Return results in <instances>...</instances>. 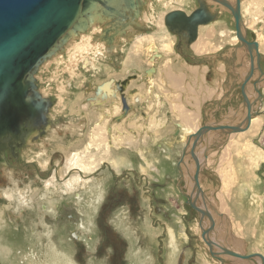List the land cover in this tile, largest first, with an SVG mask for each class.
<instances>
[{
    "label": "rangeland",
    "instance_id": "obj_1",
    "mask_svg": "<svg viewBox=\"0 0 264 264\" xmlns=\"http://www.w3.org/2000/svg\"><path fill=\"white\" fill-rule=\"evenodd\" d=\"M167 1L171 3L167 4ZM179 1L175 2L177 6L170 0H147L141 3L138 15L142 28L136 30V33L126 31L123 36L125 47L121 35L113 32V42L108 44L106 40H100L99 34L93 29L89 32L86 29L85 33L90 39L96 37L97 41L113 47L109 54L106 53L110 58L95 63L91 70L85 71L81 61L83 57H90L94 50L80 41V34L76 39H70L62 51H58V56L47 59L36 70V90L49 101L47 118L53 127L44 128L42 136L26 143L27 146L20 150L19 164H0V196L7 189L24 191V187L30 186L32 192L28 195L33 196L34 201L39 200L40 206L45 205L49 209L50 206L55 207L56 216L46 213V221L42 219L46 227L45 224H39L40 219L38 221V216H35L38 205H31V208L23 206L15 213L12 210L13 204L0 198V213H3L0 214V220L4 215L3 220L6 219L7 225L0 228L1 264H22L28 249L36 250V246H29L32 238L27 239V235L30 230L39 234L41 243L38 246L44 249L47 244H53L59 250L64 247L68 251L73 249V258L77 264H139L142 260L150 264H171V259L174 260L172 264H222L211 257L207 246L203 244L199 215L187 205L188 199L183 196H189L192 191L194 164L186 155L184 164H180L183 176H179L175 164L180 161L185 140L181 141L179 128H174V123L181 122V114L191 116L193 113L197 119L189 126L193 131L203 125L240 123L245 116L240 88L242 83L233 84V92L228 94L233 97L227 98L228 102L220 107L222 109L217 112L216 119L211 110L219 104L212 101L215 92H211L209 85H215L221 75L219 70L222 68L218 65L222 62L226 65L225 76L232 73L238 75L237 71L240 75L246 74L249 61L246 49L240 47L238 41L236 43L232 40L230 31L233 20H230L228 10L220 12V19L211 28H200L197 40L190 45L186 44L183 36H171L164 28L163 16L173 8L188 11L187 6L183 7L192 0ZM240 1L243 34L246 37H249V33H254V37L256 34L264 57V0ZM206 7L213 8V11L219 8L209 2ZM159 16L163 19L160 20ZM99 26L104 27L102 24ZM221 32L224 34L220 35ZM141 33H151V37H145L133 45L135 36ZM151 42L154 51L147 50ZM119 43L120 50L114 53V47L118 49ZM151 56L155 59L154 63L149 62ZM178 57L198 68L196 76L194 72L191 75L195 82H188L185 67L180 65ZM152 65L155 73L150 80L145 76V70ZM71 69L73 73L70 76ZM204 69L206 71L203 73L201 70ZM167 74L173 75L175 79L168 78V81ZM130 76L136 77L130 82L131 88L138 90L143 100L148 101L149 112L143 116L142 110L138 109L132 114L135 121L124 120L117 124L91 100L99 85L112 81L119 83ZM239 77L243 82V78ZM257 78L255 72L248 81L246 95L252 103L253 111L259 110L262 104V112L254 115L258 123L248 131L231 136L208 132L197 146L196 155L201 166L199 184L215 222L210 238L241 254H261L264 257V80L259 81ZM200 82L206 86V92L203 87L200 91L197 88ZM255 84L263 94L260 104L254 90ZM149 87L158 97L155 106L152 105ZM150 111L154 116L149 114ZM167 112L170 113L168 126L160 129L161 126H157L155 120L161 115L165 117ZM103 129H106L104 133ZM149 132L155 134L151 135L152 139H156L154 142L146 139ZM162 141L165 144H161ZM89 143L99 144L100 147L106 143L107 148L104 150L107 155L103 157L104 152H100L103 148L94 145L87 147ZM158 143L164 145V150ZM77 153L84 155L87 160L89 153H97V156L91 161L90 171L79 174L85 177L88 184L73 187L71 192L66 193L63 183L71 181L77 171L68 172L65 160L69 155ZM166 154L170 158L167 161L163 159ZM53 175L56 176L54 186L47 191L44 181ZM13 181H16L15 185ZM101 187L104 194L99 205L95 206L96 213L95 209L92 210L95 215L90 233L82 236L87 242L74 238L73 233L78 234L81 220L85 221L83 208L89 211L88 203H91L93 197L100 196L98 192ZM198 201L197 205L202 207L199 198ZM29 219L34 220L33 225ZM208 225L204 218L202 226L205 228ZM170 228L177 242V245L174 244V258L169 255ZM47 229L50 230L48 235L44 234ZM22 247L24 254L20 256L17 251ZM222 258L224 264L260 262L258 259L252 262L228 256Z\"/></svg>",
    "mask_w": 264,
    "mask_h": 264
},
{
    "label": "water",
    "instance_id": "obj_2",
    "mask_svg": "<svg viewBox=\"0 0 264 264\" xmlns=\"http://www.w3.org/2000/svg\"><path fill=\"white\" fill-rule=\"evenodd\" d=\"M228 8L235 22V30L240 47H244L250 56V73L254 58L258 63L259 54L255 41L247 42L241 28L239 17V0H235V8L224 0H212ZM140 0H0V135L5 136L8 128L21 122L31 128H44L51 124L47 118L49 101L40 96L36 90L34 78L36 70L47 59L54 56L71 39L88 29L95 18L103 19L106 41L112 44L113 35H109L124 28L123 24L133 21L138 16ZM207 7L200 4V8L186 15L183 11L175 10L164 17L168 30L185 38L190 45L195 40L198 26L206 25L214 20V14L206 11ZM121 22V23H120ZM138 27V25H137ZM254 39V34H251ZM133 76L117 83V90L121 94ZM246 77L240 85L245 106V116L236 124L203 125L194 135L187 136L177 169L182 178L180 164H184L187 155L194 164L193 188L187 199V205L199 215L201 239L207 245L211 257L224 264L222 256H228L242 261L260 260L264 264L261 254H238L229 248L219 247L209 237L213 232L215 222L212 215L206 211L204 192L200 189V161L196 155V148L203 141L208 132H220L227 136L248 129L250 119L258 110L253 111L246 95L248 84ZM254 90L258 95L259 104L261 94L256 84ZM122 115L115 118L120 121L128 112V106L123 94L120 96ZM253 111V112H252ZM258 114V113H257ZM29 127V126H28ZM204 158L206 154L204 153ZM198 198L202 202V209L197 205ZM215 211V210H214ZM206 218L208 226L203 227ZM214 249L216 251H214Z\"/></svg>",
    "mask_w": 264,
    "mask_h": 264
},
{
    "label": "bare ground",
    "instance_id": "obj_3",
    "mask_svg": "<svg viewBox=\"0 0 264 264\" xmlns=\"http://www.w3.org/2000/svg\"><path fill=\"white\" fill-rule=\"evenodd\" d=\"M147 0H140V2L141 3H145ZM157 1H159V0H157ZM170 1H172V2H174V4H176V6H177V3H175L176 2V0H170ZM184 0H181V1H179L180 3H182ZM228 1H230L231 2V0H228ZM240 1V0H239ZM140 3V4H141ZM168 3H171V2H168L167 1V4ZM215 3V2H214ZM188 7V11H186L187 9H181V11H185L186 12V15H189L188 14V12L189 11H191L192 9H194L195 8V3H194V0H192V1H188V2H186L185 3V6L183 7V8H185V7ZM212 6H214L215 7V5L212 3ZM240 6H241V1H240ZM240 6H239V17L241 18V19H243L242 17H243V14H242V10H241V12H240ZM172 8V7H171ZM242 8V7H241ZM176 9H178V8H173L172 10L170 9V11H168L167 13H169V12H171V11H175ZM213 9V8H212ZM211 9V10H212ZM225 10H227L226 8H221V12H223V11H225ZM140 13V11L138 12V14ZM166 13V14H167ZM165 14V15H166ZM142 15V14H141ZM165 15L163 16V17H165ZM163 17L161 18V16H159V19L160 20H162L163 19ZM156 18H158V17H156ZM139 15L136 17V19L135 20H133V21H129L128 23H126V24H123V27L124 28H121V29H118L117 31H115L114 33L115 34H118V35H121L122 36V41H123V46L125 47V45H126V43H125V39L123 38V36H124V34L126 33V31L127 30H129V31H131V33H136V32H138V31H136V30H138V29H141L142 28V26L140 25V22H139ZM152 19V18H151ZM156 20V19H155ZM145 21V20H144ZM104 20L103 19H100V18H95L94 20H93V22H90V25H89V27H88V31L87 32H89L91 29H93L94 30V32L95 33H97V34H99V36H100V40H101V38H102V40H106V36H105V31H104V28L106 27L105 25H104ZM163 22H164V19H163ZM121 23V22H120ZM99 24H102V25H104V27H101V26H99ZM215 24H217V20H215V21H212V22H209L208 23V25L206 24V25H202L200 28H211V26H213V25H215ZM137 25H138V27H137ZM154 25H155V22H154ZM164 25H165V23H164ZM90 27H92V28H90ZM164 28H166L165 30H167V32L171 35H173V36H176L175 34H173V33H171L169 30H168V28L165 26ZM199 28V29H200ZM199 29L197 30V32H196V35H195V37L197 38V35H198V32H199ZM232 29H234V28H232ZM232 29H231V31H230V33L232 34V39L234 40V42H237L238 41V39H237V35H236V30H234V31H232ZM87 33H85V31L84 32H82V33H80V41L82 42V43H84L87 47L90 45V49L91 50H94L93 51V53H92V55L89 57H83V59H82V61H81V64H82V66H83V68L85 69V71L86 70H91L92 68H94L95 67V65L97 64V63H99V61H107L110 57H108V55L107 54H109V51H111L112 49H113V47L112 46H107V45H104L103 43H102V41H97V38L95 37V38H92V39H90V37H88L87 35H86ZM222 34H224V32H221V34L220 35H222ZM79 35V34H78ZM78 35H72V37H71V40L72 39H76L77 37H78ZM150 35V36H149ZM171 35V36H172ZM97 36V35H96ZM145 37H147V38H149V37H151V33H149V34H145V35H143L142 33L140 34V35H138V36H135V39H134V43H133V45L134 44H136V43H140V41L141 40H143ZM134 38V37H133ZM195 38V40L193 41V42H195L197 39ZM132 39V38H131ZM94 40V41H93ZM107 42V41H106ZM121 42V41H120ZM131 42V41H130ZM248 42V41H247ZM259 44V43H258ZM258 44H257V51H258ZM119 45V48L117 49V47H114V53L115 52H117V51H119L120 50V43L118 44ZM154 46V44L151 42L150 44H149V46L147 47V50H149V51H154L153 50V46ZM174 45V44H173ZM105 46V47H104ZM106 47H108V48H106ZM124 47H123V49H124ZM165 48H167V46H165ZM221 48V47H220ZM64 50V49H63ZM80 50V49H79ZM217 50V49H216ZM84 51V50H83ZM82 51V52H83ZM136 51V50H135ZM84 53V52H83ZM107 53V54H106ZM58 56V53H56L53 57H55V56ZM88 55V54H87ZM85 56V55H84ZM78 59V58H77ZM210 60V59H209ZM154 61H155V59H154V57L153 56H151V59H149V62H152V63H154ZM45 62H43V64H44ZM72 63H74V62H72ZM96 63V64H95ZM42 64V65H43ZM76 64V63H75ZM75 64H73V65H75ZM41 65V66H42ZM41 66H39V67H41ZM71 66V65H70ZM74 68V67H73ZM146 72H145V76L147 77V78H149L150 80H152V77H153V75H154V73H155V68H154V65H152V67H150V68H147V70H145ZM69 73V72H68ZM71 73H73L72 72V69L70 70V76H71ZM134 79H136V77L134 78ZM133 80V79H132ZM149 81V80H148ZM117 82V81H116ZM131 82V81H130ZM127 87V86H126ZM147 87V86H146ZM125 90H126V88H125ZM124 90V91H125ZM148 90H149V93H150V98L153 100V102L154 103H156V101H157V99H158V97H157V95H155V91H153L152 90V87H149L148 88ZM124 91L119 95L118 93H117V91H116V89H115V87H114V82L112 81V82H110V83H108V84H105L103 87H101V88H99L98 90H96V92H95V97L91 100L92 101V103L93 104H95L97 107H99L101 110H103L106 114H108V117L110 116V117H112V116H116V115H114L115 114V112H118L119 110H120V108H122V104L120 103V96L124 93ZM126 94V103H127V106H128V112L129 111H131L132 110V106L130 105V104H132V105H136V103H142L143 102V96H142V94L138 91V90H136V89H134V88H131V84H130V87H128V89H127V92L125 93ZM94 95V94H93ZM149 95V94H148ZM66 97V96H65ZM63 100V99H62ZM110 104L109 105V107H105L104 105L105 104ZM129 103V104H128ZM160 104H161V102H160ZM158 106V105H157ZM160 106V105H159ZM142 108V107H141ZM134 110V109H133ZM142 110H143V108H142ZM127 112V113H128ZM126 113V114H127ZM133 113V112H132ZM135 113V112H134ZM142 113V112H141ZM125 114V115H126ZM129 114V113H128ZM149 114H151V112L149 113ZM159 114V113H158ZM124 115V116H125ZM123 116V117H124ZM135 116V115H134ZM147 116V115H146ZM165 117H167V116H165ZM165 117L164 116H160V117H158L157 119H156V122H157V124L158 125H160V126H162L165 122ZM126 121H131V120H134L135 118H133V115L132 114H129L126 118ZM144 119H146V117L144 118ZM167 119V118H166ZM149 120V119H148ZM251 120V119H250ZM125 121V122H126ZM146 121V120H145ZM144 121V122H145ZM220 121V120H219ZM116 122H118V121H116ZM143 122V123H144ZM216 122V121H215ZM256 123H258V121H257V118L256 117H254V118H252V120L250 121V123H249V125H248V129H246L245 131H248L250 128H251V126L252 125H254V124H256ZM120 124V123H119ZM53 125V123L50 125H48L49 127H53L52 126ZM176 127H178L179 128V130L178 131H180V136H181V140L182 141H184L185 140V143H186V138H187V136H191V135H194L196 132H198L199 130H200V128H201V126L196 130V131H192L191 129H189V128H185V127H183L182 125H180V124H176L175 125ZM46 128V127H45ZM50 130V129H49ZM54 130V129H53ZM55 131H57V130H55ZM106 131V129H103V133ZM177 131V132H178ZM245 131H240V132H236V133H233V134H239V133H243V132H245ZM133 132V131H132ZM35 134H37V132H33L32 133V135H35ZM232 135V134H231ZM230 135V136H231ZM28 139H31V137L30 138H28ZM27 139V140H28ZM26 140V141H27ZM28 143H30V142H28ZM91 145H94L96 148H103L102 150H100V152H104L103 153V157L104 156H106L107 155V151L106 150H104V148H107V144L105 143L104 145H103V147H100V145L99 144H92V143H89V145L87 146V147H89V146H91ZM185 147V146H184ZM184 149V148H183ZM183 151V150H182ZM187 151H188V149H187ZM187 151H186V155H187ZM90 155L87 157L88 158V160L86 159V157L84 156V155H81V154H72L71 156L69 155L67 158H66V162H65V166H66V169H67V171L69 172L70 170H76L77 172H76V176L74 175V177H72L73 179L71 180V181H66V183H63V184H65V187H66V193L67 192H71L72 190H73V187H75V188H77L78 186H80V187H83V186H86L88 183H87V180L85 179V177H83V176H81V175H79L80 173H87V172H89L90 170V166L92 165V160H93V158L94 157H96L97 156V153L96 154H91V153H89ZM166 157H167V159H170L168 156H167V154H166ZM108 160H110L109 158H107ZM166 159V160H167ZM199 159V158H198ZM112 160V159H111ZM204 160H205V158H204ZM199 161H200V159H199ZM45 163V162H44ZM205 166V165H204ZM56 178V176H54L53 175V177H51L50 179H48V180H46V181H44L45 182V189L47 190V191H49V187L50 188H53L52 186H54L53 184H54V179ZM16 182V181H15ZM14 181H13V185H15L16 183H15ZM199 183V182H198ZM98 185H99V183H98ZM105 186V185H104ZM12 187V186H11ZM16 187V186H15ZM15 189V188H14ZM88 189V188H87ZM86 189V190H87ZM98 189V188H97ZM201 189V188H200ZM9 190V191H8ZM13 190V189H12ZM2 191H3V189H2ZM32 192V188L30 187V186H27L26 188L24 187V191L22 190H20V189H16V190H13V191H11V189H7V191H3L2 193H1V196H0V198H2L3 200H5V201H8V202H10V203H12L13 204V206H12V210L13 211H15V213L18 211H20V209L23 207V205H22V203H21V200H26L27 202H28V207L27 208H31L30 206L31 205H34V207H35V205H38L39 207H38V210L37 211H35L36 213H35V216H38V221H39V219H40V221H39V224H41V225H44L45 224V226L47 225L46 224V222H44L42 219H44L45 221H46V219L45 218H47V215H46V213H49V215L50 214H52V216H53V214L56 216V214H55V207L53 208V207H51L50 206V209H49V207H47V206H45V205H42V206H40L39 204H38V201H34V199L32 198V197H30V195H28V193H31ZM98 193H100V196L99 197H93V199H92V201H91V203H88V209H89V211L87 210V208L86 207H84L83 208V212H82V214L84 215L85 214V221L83 222V220H81V222H80V224H79V227H78V229H77V231H78V234L75 232V233H73L74 234V238H77V239H81V240H84V241H86L87 242V240L86 239H83V234L85 233V234H87V233H90V229H91V225H93V222H92V219H93V214L95 215V213H96V211H97V207H95V206H97V205H99V203H100V198L103 196V194H104V191H103V188L101 187V189L99 190V192ZM29 196V197H28ZM184 196V195H183ZM44 197V196H43ZM42 197V198H43ZM185 197V196H184ZM78 198H81L80 197V195H78ZM200 199V198H199ZM81 201V200H80ZM205 201H206V198H205ZM77 202H79L78 201V199H77ZM199 202V201H198ZM197 202V203H198ZM75 203V202H74ZM82 203V202H81ZM98 203V204H97ZM77 204V203H76ZM75 205V204H74ZM84 205H86V204H84ZM90 205H91V208H90ZM82 207V206H81ZM202 208V207H201ZM11 209V208H10ZM26 209V208H25ZM34 209V208H33ZM93 209H95V213H93L92 214V210ZM202 209H204V208H202ZM205 209H206V211H208V206H206L205 207ZM29 210V209H28ZM80 210V209H79ZM214 210V209H213ZM209 212V211H208ZM210 213V212H209ZM0 214H3L2 212L0 213ZM3 218H4V215H2V218H1V220H0V228H4L5 227V225H6V219H4L3 220ZM33 219V218H32ZM32 219H29V222H30V224H32L33 225V221L34 220H32ZM2 222V223H1ZM38 224V225H39ZM7 226V225H6ZM30 226V225H29ZM40 227V226H39ZM47 227V226H46ZM29 228H31V229H34L33 227H29ZM42 228V227H41ZM54 228V227H53ZM57 228V227H56ZM119 228H121L120 226H119ZM171 229V228H170ZM46 231V233H44V234H46V235H48V233H49V229H47V230H45ZM171 232H170V234H169V245H170V250H169V255L171 256V258H174L173 257V255H175L176 253H175V246L177 245V242H176V238H175V234L173 233V230L171 229L170 230ZM127 232V231H126ZM29 235H27V239H29L30 237L32 238V240L30 241V245H29V243H28V245L30 246V248H34L35 246H36V250H34V249H28V252L27 253H25V255L23 256V258L25 259V262L24 263H22V264H66V262H67V260H69V259H71L72 261H74V256H73V249H71V251L69 250H67V248H60L61 250H59L56 246H54L53 244H47V248H45L44 249V247L42 248V247H40V246H38V244H40L41 243V240H40V236H39V234H37L36 232H35V234H34V231H32V230H30L29 231V233H28ZM51 234V233H50ZM84 234V235H85ZM90 235V234H89ZM184 236V235H183ZM210 237V236H209ZM183 239V238H182ZM43 240V239H42ZM59 241V240H58ZM62 241V240H61ZM27 242V241H26ZM40 242V243H39ZM50 242V241H49ZM136 242V241H135ZM215 243V242H214ZM174 244H176L175 246H174ZM205 244V243H204ZM206 245V244H205ZM217 245V244H216ZM72 246H73V244H72ZM207 246V245H206ZM218 246V245H217ZM26 247V246H25ZM219 247H224V246H219ZM71 247H69V249H70ZM73 248V247H72ZM208 248V247H207ZM226 248V247H225ZM19 249H21V250H18L17 251V253H18V255H20V256H22L23 254H24V252H23V254H22V249H23V247L22 248H19ZM27 249V248H26ZM209 251V250H208ZM215 251V250H214ZM174 252V253H173ZM235 252V251H234ZM235 253H238L237 251L235 252ZM11 254V256H12V254L13 253H10ZM141 254V253H140ZM238 254H241V253H238ZM14 255V254H13ZM1 256H2V254H1ZM4 257V256H3ZM8 258H10V257H8ZM13 258H14V260L16 261V257L15 256H13ZM213 258V257H212ZM5 259H6V257H5ZM215 259V258H214ZM2 261V260H1ZM15 261L13 262V263H15ZM172 261H174L173 259H171V264H172ZM143 262H144V264H150V262L149 261H144V260H142V261H140V262H138L139 264H143ZM258 262V261H257ZM168 263H169V260H168ZM1 264V263H0ZM16 264V263H15ZM74 264H77V262H75L74 261ZM95 264H101V262H97V263H95ZM260 264V263H259Z\"/></svg>",
    "mask_w": 264,
    "mask_h": 264
},
{
    "label": "flooded vegetation",
    "instance_id": "obj_4",
    "mask_svg": "<svg viewBox=\"0 0 264 264\" xmlns=\"http://www.w3.org/2000/svg\"><path fill=\"white\" fill-rule=\"evenodd\" d=\"M227 4H229L231 7H233V8H235V0H233V2H234V4H232L230 1H228V0H224ZM207 2H209L210 3V5H211V3H213L214 5H216V6H218L219 8H217L216 7V9L213 11V10H211V8L209 9V8H207V9H205L206 11H208V12H210V13H212V14H214V20L213 21H215V20H217L218 19V15L220 14V10H221V7H223V8H226V7H224V6H222L221 4H219V3H217V2H215L214 3V1H212V0H194V3H195V8L194 9H192L191 11H189V13L188 14H191L193 11H195V10H197V9H199L200 8V4L202 3V4H204V6L206 7V5H207ZM239 3H240V1H239ZM227 10H228V12L230 13H228L229 14V16H230V20H233V22H232V24H233V28L235 29V22H234V19H233V17H232V14H231V12H230V10L228 9V8H226ZM181 11V10H180ZM226 11V10H225ZM185 14H186V12L185 11H183ZM240 12H241V7H240ZM220 19V18H219ZM218 19V20H219ZM241 21V23H242V19L240 20ZM212 22V21H211ZM201 26H198V28H197V30L200 28ZM243 33V32H242ZM111 34H113V33H110L109 35H111ZM251 34H254V33H249V37H246V34L244 35V38L246 39V41H248V42H252V41H255L257 44H258V42H257V38H256V34H255V38L254 39H252L251 38ZM233 40V39H232ZM237 43V42H236ZM232 46H234V44L232 45ZM185 48V47H184ZM247 53V52H246ZM258 54H259V59H258V63H256V59L254 58V64H253V68H252V70H251V73H250V64H249V68H248V70L245 72L246 74H244V75H233V74H226V76L228 77V78H230V79H236L237 78V76H241V78H243V80L246 78V77H248V79H249V81L251 80V78H252V76H253V74L255 73V72H257V76H258V78H257V80H259V81H262V80H264V57L262 56V52H260V45L258 44ZM246 57H247V59H248V61L250 60V56H249V54L247 53L246 54ZM210 60H211V57H210ZM131 77V76H130ZM134 78H135V76H133ZM126 79V78H125ZM124 80V79H123ZM122 80V81H123ZM133 80H135V79H133ZM121 81V82H122ZM131 81V80H130ZM130 81L128 82V85H127V87L129 86V84H130ZM110 83V82H109ZM120 83V82H119ZM241 83H242V81H241ZM106 84H108V83H106ZM116 84H117V82H115L114 83V87H115V89H116V91H118L117 90V86H116ZM105 84H101V85H99L98 87H97V89L95 88V90H98L99 88H101V87H103ZM126 87V88H127ZM258 91H259V93L261 94V100H262V96H263V94H262V92L260 91V88L258 89ZM233 92V91H232ZM231 92V93H232ZM118 93V92H117ZM119 95H120V93H118ZM123 97L126 99V96H124V93H123ZM120 103H121V101H120ZM129 104V103H128ZM145 104V105H144ZM243 104V103H242ZM133 108H132V110L131 111H129L128 113L129 114H133L134 112H136V110H142V108H143V110H142V113L141 114H143V116H146V110H145V108H146V100H143V102L142 103H136V105H132V104H130ZM122 106V105H121ZM142 107V108H141ZM134 109V110H133ZM262 109H263V107H262V104H261V106H260V108H259V110H258V112L260 113V112H262ZM120 110H121V108H120ZM133 112V113H132ZM119 113V112H118ZM126 114L123 118H121V120L120 121H118L119 123L120 122H122V121H124V120H126L125 118L129 115V114ZM145 113V114H144ZM135 114V113H134ZM114 115H116V116H112V117H109V119H113L114 120V122H116V120H115V118H117L118 116H120V115H122V111L119 113V114H114ZM256 116V115H255ZM254 116V117H255ZM254 117H252V118H254ZM252 118H251V120H252ZM257 118V117H256ZM250 120V121H251ZM117 123V122H116ZM17 125H15V126H11V127H9L8 128V130H7V132H5V136L3 137L2 135H0V164H6V165H11L12 163H17V164H19V162H20V160H19V155H20V150L21 149H23L25 146H27V142H32L34 139H36L38 136H42V133H43V130H42V128L40 127V128H31L30 127V125H27V124H24V123H21V122H17L16 123ZM118 124V123H117ZM29 126V127H28ZM46 128H50V127H46ZM52 128V127H51ZM50 128V129H51ZM33 132H37V134H35V135H32V133ZM149 133H151V132H149ZM149 133H147L146 134V136H147V138L149 137ZM31 137V139H28V138H30ZM146 138V139H147ZM28 139V140H27ZM27 140V141H26ZM161 144H165V141H162L161 142ZM161 144H157V145H160V147H162V149L164 150V145H161ZM58 146H61V144H57ZM156 145V144H155ZM144 151V150H143ZM162 153H164V152H162ZM165 155V154H164ZM163 159L165 160V161H167L166 159H167V157L166 156H163ZM65 162H66V160H65ZM11 163V164H10ZM175 166L177 167V164H175ZM177 169V168H176ZM177 172H178V169H177ZM179 173V172H178ZM179 176H180V174H179ZM179 179V178H178ZM178 181V180H177ZM200 235H201V231H200ZM212 241H214V240H212ZM218 246H221V244H219V243H217L216 241H214ZM203 244H204V242H203ZM227 248V247H226ZM215 250V249H214ZM217 250V249H216ZM232 251H234V250H232ZM236 252V251H235ZM239 253V252H238ZM259 262V261H258ZM260 263V262H259Z\"/></svg>",
    "mask_w": 264,
    "mask_h": 264
},
{
    "label": "crops",
    "instance_id": "obj_5",
    "mask_svg": "<svg viewBox=\"0 0 264 264\" xmlns=\"http://www.w3.org/2000/svg\"><path fill=\"white\" fill-rule=\"evenodd\" d=\"M198 34H199V32H198ZM226 36V35H225ZM229 45H232V44H229ZM235 46V45H234ZM206 52H209V51H206ZM205 52V53H206ZM202 54V53H201ZM179 58V57H178ZM179 60L181 61L180 62V65H182V67H185L184 69L186 70V76H187V80H188V82H195L194 80H192V77L193 76H191V75H193V72L195 73L194 74V76H196V73H197V71H198V68H196L195 66H190L189 64H187L183 59H181V58H179ZM169 63H171V61H169ZM225 63H221V65H218L219 67H221L222 68V70H219V71H221V75L218 77V79H216V83H215V85H209V89L211 90V92H212V90L215 92V96H212L213 98H211L212 99V101H214V102H217V104H219V106L218 107H215L214 108V110H211V114H213V118L214 119H216L215 118V116H216V114H217V112L218 111H220L222 108H220V107H222V105L223 104H225L226 102H228V99L227 98H232L233 96L231 95V96H228V94H231V92H232V88H233V84L234 83H238V82H241L240 81V77L239 76H237V78L236 79H230V78H228V77H226V75L224 76V74H225V72H226V65H224ZM218 67V68H219ZM218 68H217V70H218ZM192 70H194V71H192ZM201 71H203V73L206 71L205 69L204 70H201ZM238 72V71H237ZM236 72V74H238V75H240L239 74V72L237 73ZM233 74V73H232ZM233 75H235V74H233ZM173 75H169V74H167L166 75V79L168 80V78L170 79V80H173ZM175 79V78H174ZM169 81V80H168ZM225 83H227V86L225 87ZM202 87L203 88H205V91L204 92H206V86L204 85V84H202V82H200V84H199V86H197V88L199 89V91L202 89ZM196 90V89H195ZM205 94V93H204ZM228 96V97H227ZM224 101V102H223ZM152 105L153 106H155V104L156 103H154L153 101H152ZM145 110H146V112L148 113L149 112V104H148V101L146 100V108H145ZM151 112V111H150ZM153 114V112L151 113V115ZM150 115V116H151ZM152 116H154V114L152 115ZM165 116H167V117H165V122L166 123H164L161 127H159L160 129H165V128H167V124L169 123V117H170V113L169 112H167V113H165ZM167 118V119H166ZM181 122L180 123H178V124H180V125H182L183 127H185V128H189V129H192V131H193V128L192 127H189L190 125H192L197 119H196V115L193 113V115H182L181 114ZM220 120V119H219ZM135 121V120H134ZM152 121V120H151ZM156 121V120H155ZM138 123V122H137ZM191 123V124H190ZM177 123H174V126L176 125ZM147 125V120H146V122H145V126ZM157 126H159V125H157ZM174 128H176L177 129V127L175 126ZM142 131V130H141ZM238 134V133H237ZM239 134H241V133H239ZM151 135H155V134H153L152 132L151 133H149V137L147 138V139H149L150 141H155L156 139H152V137L153 136H151ZM232 135H234V134H232ZM151 136V137H150ZM182 141V140H181ZM184 143V142H183ZM185 144V143H184ZM184 147V146H183ZM181 152H182V150H181Z\"/></svg>",
    "mask_w": 264,
    "mask_h": 264
},
{
    "label": "clouds",
    "instance_id": "obj_6",
    "mask_svg": "<svg viewBox=\"0 0 264 264\" xmlns=\"http://www.w3.org/2000/svg\"><path fill=\"white\" fill-rule=\"evenodd\" d=\"M21 203L24 207H28V202L26 200H21ZM66 264H74V261L71 259L67 260Z\"/></svg>",
    "mask_w": 264,
    "mask_h": 264
}]
</instances>
